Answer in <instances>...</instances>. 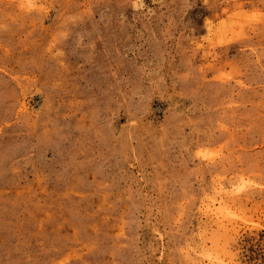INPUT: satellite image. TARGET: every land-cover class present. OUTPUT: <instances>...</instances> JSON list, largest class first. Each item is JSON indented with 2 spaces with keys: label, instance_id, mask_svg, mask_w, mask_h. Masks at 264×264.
Returning <instances> with one entry per match:
<instances>
[{
  "label": "rangeland",
  "instance_id": "rangeland-1",
  "mask_svg": "<svg viewBox=\"0 0 264 264\" xmlns=\"http://www.w3.org/2000/svg\"><path fill=\"white\" fill-rule=\"evenodd\" d=\"M0 264H264V0H0Z\"/></svg>",
  "mask_w": 264,
  "mask_h": 264
}]
</instances>
